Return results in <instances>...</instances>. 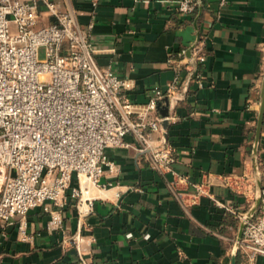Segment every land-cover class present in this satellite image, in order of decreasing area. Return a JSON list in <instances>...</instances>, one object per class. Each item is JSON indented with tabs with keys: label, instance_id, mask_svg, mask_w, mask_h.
<instances>
[{
	"label": "crops",
	"instance_id": "1",
	"mask_svg": "<svg viewBox=\"0 0 264 264\" xmlns=\"http://www.w3.org/2000/svg\"><path fill=\"white\" fill-rule=\"evenodd\" d=\"M55 1L75 10L82 26L92 22L97 64L128 81L125 95L133 103H146L153 87L173 80L170 53L198 38L205 53L203 86L183 69L176 92L162 101V132L151 134L153 144L166 140L171 146L173 168L185 180L172 188L171 174L150 168L148 152L138 150L131 134L127 147L106 148L119 173L101 176L104 187L92 188V211L81 220L83 234L94 237L91 264H264V255L249 260L235 245L256 203V138L264 187V115L256 133L264 88V0H193L192 15L178 13L176 0H99L95 7L92 0ZM200 182H208L230 210L205 196L193 203L191 185ZM61 213L57 230L48 229L42 206L0 228V264H78L70 244L79 222L74 201L67 198Z\"/></svg>",
	"mask_w": 264,
	"mask_h": 264
},
{
	"label": "built area",
	"instance_id": "2",
	"mask_svg": "<svg viewBox=\"0 0 264 264\" xmlns=\"http://www.w3.org/2000/svg\"><path fill=\"white\" fill-rule=\"evenodd\" d=\"M98 2L92 0V6ZM173 5L185 15L196 9L193 0ZM91 27L92 22L82 26L75 10L61 9L55 0H0V228L42 206L49 214L48 229H61L62 208L70 198L79 220L70 237L78 264H91L87 255L94 237L83 234L81 221L92 211L91 190L101 186L105 172L119 173L106 148L127 147L125 136L131 134L138 150L148 152L150 168L171 174L172 188L185 180L173 168L171 146L166 140L153 144L151 134L162 132L165 117L159 108L176 92L183 69L203 86L200 68L205 60L200 40L188 58L186 49L177 52L176 61L170 53L173 80L165 88L153 87L148 101L136 104L125 95L128 81L97 64ZM42 47L45 58L40 59ZM191 187L193 203L205 196L230 210L210 192L208 182ZM240 245L249 260L264 255V187Z\"/></svg>",
	"mask_w": 264,
	"mask_h": 264
},
{
	"label": "water",
	"instance_id": "3",
	"mask_svg": "<svg viewBox=\"0 0 264 264\" xmlns=\"http://www.w3.org/2000/svg\"><path fill=\"white\" fill-rule=\"evenodd\" d=\"M198 41H199V38L190 47H188L186 49L185 56L187 58L190 56V52H191L192 48L196 45V43ZM159 113H160V115L162 117H166L167 116L166 107H160L159 108ZM263 115H264V88L262 90V100H261L260 109H259L258 118H257V125H256L257 136H258V134L260 132V128H261L262 121H263ZM257 142L258 141H257V138H256L255 144H254L253 150H252V161H253V168H254V182H255V190H256V203H255V206H254V208L252 210L253 211L252 214L246 216L244 218V220L241 222L238 234H237L236 239H235L236 247L240 244V241H241V238H242V234H243V229H244L246 223L248 221H250L251 219H253V217L255 216V214L257 212L259 203H260L262 185H261L260 176L258 174L257 162H256V147H257L256 145H257Z\"/></svg>",
	"mask_w": 264,
	"mask_h": 264
},
{
	"label": "rangeland",
	"instance_id": "4",
	"mask_svg": "<svg viewBox=\"0 0 264 264\" xmlns=\"http://www.w3.org/2000/svg\"><path fill=\"white\" fill-rule=\"evenodd\" d=\"M38 57H39L40 59L45 58V50H44L43 47H42V48H39V50H38Z\"/></svg>",
	"mask_w": 264,
	"mask_h": 264
},
{
	"label": "trees",
	"instance_id": "5",
	"mask_svg": "<svg viewBox=\"0 0 264 264\" xmlns=\"http://www.w3.org/2000/svg\"><path fill=\"white\" fill-rule=\"evenodd\" d=\"M172 58H173V60H174V61H176V60H177V52H175V53H172Z\"/></svg>",
	"mask_w": 264,
	"mask_h": 264
}]
</instances>
